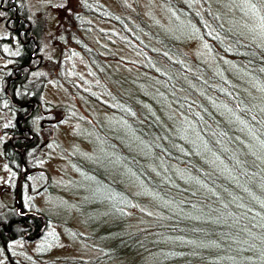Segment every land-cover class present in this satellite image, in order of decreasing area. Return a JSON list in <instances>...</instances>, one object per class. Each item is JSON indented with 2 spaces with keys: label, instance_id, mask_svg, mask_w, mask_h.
I'll return each instance as SVG.
<instances>
[{
  "label": "trees",
  "instance_id": "16d2710c",
  "mask_svg": "<svg viewBox=\"0 0 264 264\" xmlns=\"http://www.w3.org/2000/svg\"><path fill=\"white\" fill-rule=\"evenodd\" d=\"M249 1L246 5L260 15L264 28L263 0ZM79 2L57 47L62 50L66 44L81 51L92 62L96 81L81 90L73 81H60L61 86L79 94L91 127L117 156L107 161L115 170L117 159L126 180L117 183L110 172L103 174L109 212L118 220L96 231L72 229L73 239L89 254L66 256L59 264H264V37L248 39L229 23L234 17L228 13L227 18L212 0H160L206 41L211 60H204L191 56L184 38L165 33L155 18L144 19L137 12L126 16L92 0ZM3 8L11 36L0 39V58L9 62L0 80V111L8 118L2 133L12 138L1 149L7 162H15L13 190L17 186L16 203L25 213L7 207L0 211V234L9 251L10 243L24 241L21 235L31 227L37 233L44 225L36 240L42 245L52 235L44 231L51 216L28 213L22 198L26 179L18 176L22 160L30 168L27 158L40 152L45 141L41 131L49 128L51 135L50 127L64 115L56 119L53 111L34 130L47 82L46 74L33 77L42 64L35 56L44 25L29 23L23 0H3ZM90 20L109 25L100 31L106 47L99 48L91 37ZM4 46L17 53L7 56ZM114 46H124L137 63L125 59L123 64L110 52ZM230 69L246 79V87ZM92 108L120 120L126 136L137 139L136 155L129 145L109 138ZM241 131L253 141L242 140ZM80 169L83 178L97 176L87 164ZM9 254L12 264H24Z\"/></svg>",
  "mask_w": 264,
  "mask_h": 264
},
{
  "label": "rangeland",
  "instance_id": "374dc122",
  "mask_svg": "<svg viewBox=\"0 0 264 264\" xmlns=\"http://www.w3.org/2000/svg\"><path fill=\"white\" fill-rule=\"evenodd\" d=\"M92 1L99 2L111 11L126 16H131V13L137 12L144 19L155 18L165 33L179 39L184 38L183 44L191 56L211 60L206 41L187 21L163 7L159 3L160 0ZM212 1L218 4L219 9L226 17L228 13L234 17L229 19V23L236 30L254 42L261 41L264 37L261 17L250 8V5H246V3L251 4L249 0ZM23 4L27 10L29 23L36 24V21H39L44 25L43 40L41 44L37 45L38 52L35 56V59L40 60L42 64L34 70L33 77H36L37 74H46L47 82L42 95L44 111L42 110V114L38 117L34 130H39L40 123L45 125L42 120L52 115L53 111L58 113L56 119L59 118L58 115H64V117L58 125L50 127L51 135H47L46 130L49 128L46 127L41 131L42 134L38 131L42 135V141L45 139L42 148L39 153L34 152L32 154L35 157L27 158V163L31 165L30 168L22 160L24 168H21L20 176H18V178L26 179L24 182L27 187L25 186L22 194L25 207L29 208V211L52 217L53 221L48 230H44L52 235L50 238H45L43 245L38 241L11 242L9 253L13 254L16 260L24 261V264H56V261L59 264L66 256L80 258L89 254L87 251L84 253L78 240L73 239L72 229L82 233H85L86 229L96 231L106 228L109 223L118 220L115 214L109 212L106 201L110 196L104 188L103 174L110 172L112 180L121 184L126 179L124 180L125 174H123V168L120 167V162L117 159H114L116 162L118 161L117 163L113 162L114 165L118 164L115 170L112 169V162L107 161L108 157L117 156L112 154L104 144L95 131V126L91 127L92 119L87 111L79 105L77 98L79 94L74 95L61 86V82L65 81L70 85L73 81L77 82L80 87L79 90H81L96 81L94 80L95 74L90 73V69H94V66L87 57L81 54V51L74 50L72 45L64 44L61 47L62 50L57 47L60 44L57 41L58 36L68 30L66 25L70 23V19L80 9L79 0H23ZM262 4L264 14V0ZM0 8L4 9L3 0H0ZM3 11H0V39L11 36L5 27L6 14ZM87 28L90 30L91 37L100 43L98 47H106V40L103 41V33L100 31H107L109 25L90 20ZM94 39H88V41L97 49L96 43L92 42ZM125 49L124 46L123 48L114 46L109 51L122 63L125 59L130 60L131 63H137V57L133 53H125ZM4 50L7 56L17 53L13 49L6 51V46H4ZM8 65L9 62L0 58V80ZM56 65L58 69H51L52 66L56 67ZM215 66L219 67L216 64ZM227 66L232 67L231 64ZM59 68H62L61 73ZM106 70L112 71L105 68ZM117 71L119 74L122 72L121 69ZM230 72L239 83L246 87L247 81L239 72L231 69ZM251 88L249 85V89ZM76 104L78 109H76ZM73 107L76 108L72 109ZM91 113L109 138L111 137L110 139L129 145L132 153L137 154L139 149L137 139L126 136L127 132L117 117L108 113L101 114L102 112L95 108H92ZM6 117L5 112L0 111V211L3 207L14 208L15 211L19 208L18 213L23 214L24 211L20 210V203H16L18 199L16 190H13L17 176L14 175L16 171L15 162H7L1 149V143L6 138L10 140L12 138L2 133L8 120ZM189 130L194 132L192 128ZM241 133L243 135L242 140L253 141L250 135L243 131ZM102 137L104 139L106 136L103 135ZM75 163L82 169L84 164L93 167L98 177H93L90 174L83 178V171ZM120 172L121 177L118 176ZM128 178L132 179V177ZM133 181H131L130 187H134L135 182ZM63 222H68L71 228L65 227ZM0 264H10L2 248H0Z\"/></svg>",
  "mask_w": 264,
  "mask_h": 264
},
{
  "label": "flooded vegetation",
  "instance_id": "af4514ba",
  "mask_svg": "<svg viewBox=\"0 0 264 264\" xmlns=\"http://www.w3.org/2000/svg\"><path fill=\"white\" fill-rule=\"evenodd\" d=\"M17 191V186L15 187V189ZM17 194V192H16ZM29 212V211H28ZM34 213V212H33ZM41 229V228H40ZM10 230V228H9ZM9 230H7V234L9 233ZM37 229L34 228V227H31L30 230L28 231H25L24 234H22L21 236L23 237L24 241H36L37 240V237L35 238V236L37 235L36 233ZM0 240L2 241V249H3V253L5 254V257L6 259L9 261L10 264H12V262L10 261V254H9V251H8V246L7 244L4 242L3 240V236L0 234Z\"/></svg>",
  "mask_w": 264,
  "mask_h": 264
},
{
  "label": "water",
  "instance_id": "95a60500",
  "mask_svg": "<svg viewBox=\"0 0 264 264\" xmlns=\"http://www.w3.org/2000/svg\"><path fill=\"white\" fill-rule=\"evenodd\" d=\"M18 209H19V208H17V210H18ZM43 228H44V225L41 226V229L38 231V233H37V235L35 236V238L38 237V236L41 234Z\"/></svg>",
  "mask_w": 264,
  "mask_h": 264
}]
</instances>
